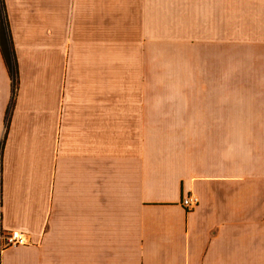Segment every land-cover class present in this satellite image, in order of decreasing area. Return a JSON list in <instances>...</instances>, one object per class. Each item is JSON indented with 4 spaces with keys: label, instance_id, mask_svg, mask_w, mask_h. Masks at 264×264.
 <instances>
[{
    "label": "crops",
    "instance_id": "crops-1",
    "mask_svg": "<svg viewBox=\"0 0 264 264\" xmlns=\"http://www.w3.org/2000/svg\"><path fill=\"white\" fill-rule=\"evenodd\" d=\"M4 3L0 264H264V78L157 93L123 76L139 0Z\"/></svg>",
    "mask_w": 264,
    "mask_h": 264
},
{
    "label": "rangeland",
    "instance_id": "rangeland-1",
    "mask_svg": "<svg viewBox=\"0 0 264 264\" xmlns=\"http://www.w3.org/2000/svg\"><path fill=\"white\" fill-rule=\"evenodd\" d=\"M139 1L140 16L132 23L138 36L123 60L132 64L131 51L135 57L139 50L141 67L125 68V78L153 79L157 93H195L202 79L264 78V5L258 4L264 0H236L247 4L235 6L154 0V22L147 21L152 0Z\"/></svg>",
    "mask_w": 264,
    "mask_h": 264
},
{
    "label": "trees",
    "instance_id": "trees-1",
    "mask_svg": "<svg viewBox=\"0 0 264 264\" xmlns=\"http://www.w3.org/2000/svg\"><path fill=\"white\" fill-rule=\"evenodd\" d=\"M0 45L13 80V93L18 82V67L10 35L4 0H0Z\"/></svg>",
    "mask_w": 264,
    "mask_h": 264
},
{
    "label": "built area",
    "instance_id": "built-area-1",
    "mask_svg": "<svg viewBox=\"0 0 264 264\" xmlns=\"http://www.w3.org/2000/svg\"><path fill=\"white\" fill-rule=\"evenodd\" d=\"M198 199L195 195H189L182 200V204L187 208H192L196 205ZM27 237L25 233L17 230L10 231L6 235V246H15L20 244H26Z\"/></svg>",
    "mask_w": 264,
    "mask_h": 264
}]
</instances>
